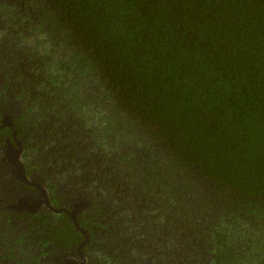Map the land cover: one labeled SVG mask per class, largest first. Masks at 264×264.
Wrapping results in <instances>:
<instances>
[{
    "label": "trees",
    "instance_id": "16d2710c",
    "mask_svg": "<svg viewBox=\"0 0 264 264\" xmlns=\"http://www.w3.org/2000/svg\"><path fill=\"white\" fill-rule=\"evenodd\" d=\"M10 109L26 174L87 202L94 264H264V0H0ZM6 170L0 264L84 240L9 211Z\"/></svg>",
    "mask_w": 264,
    "mask_h": 264
},
{
    "label": "flooded vegetation",
    "instance_id": "af4514ba",
    "mask_svg": "<svg viewBox=\"0 0 264 264\" xmlns=\"http://www.w3.org/2000/svg\"><path fill=\"white\" fill-rule=\"evenodd\" d=\"M12 112H13L12 109H10L9 111H4V110L1 111V113H0L1 114L0 115V126H1V123H2L4 118L10 117L12 120L14 119L13 116L11 115ZM5 127L12 130V133H11V137L10 138L7 137V139L5 140L4 146L0 147V167L5 168V170L7 169L6 173L10 174V179L7 180V183L11 184L10 185L11 190H9L7 188L8 187V184H7V186H6L7 190L6 191H7V193L11 192L13 199H15L11 204L8 205L7 209L9 211H11L12 213H18V215H22V216H27L28 214H30L32 216L33 215L37 216V215H40V214H43V213L50 211L54 215H62V214L67 215L69 217V219L72 221L69 214L72 212L74 204L78 203L82 200L83 201H85V200L80 199V200H76L73 202L71 201V203H68V201H70V200H66L65 202L63 200L54 201V198L49 196L47 190L43 187V185L37 179L36 175L32 176V175L26 174L27 179L29 181L39 185L41 188H43L46 191L47 198L49 199V204L52 207H54L55 209H66V212H63V211L60 213L53 212L52 209L50 208V205L46 204V202H45L46 199L42 197L43 196L42 190H40L39 188H37L35 186L27 185V184L23 183L22 181L18 180L14 176V174H13L14 168L8 162L7 158L5 157L7 146L9 145V143H11V145H13L16 148L21 147L20 160L25 165L24 158H23L24 148H23L21 140L17 137L16 133H15V137H13L14 124L12 123L11 126H5ZM24 199H26L28 201V205L24 204ZM32 203H40L39 209L37 210L36 213H32L29 210ZM88 205H89V203H88ZM86 208L81 210V212L86 210ZM79 214H77V216ZM77 216H76V219H77ZM82 235L84 236V240L80 241L77 245L72 247L69 252L65 251L61 254L53 255V253L50 252L49 249L43 248V252L45 251V253H46L45 257L46 256L47 257L46 258L43 257L42 261H47V264H74V263H76V264H94V261H96V259L94 258L95 254L93 252V249L89 246H86L89 243V239H90L89 235H86V231H85V234H82ZM86 236H88L87 240H86Z\"/></svg>",
    "mask_w": 264,
    "mask_h": 264
},
{
    "label": "water",
    "instance_id": "95a60500",
    "mask_svg": "<svg viewBox=\"0 0 264 264\" xmlns=\"http://www.w3.org/2000/svg\"><path fill=\"white\" fill-rule=\"evenodd\" d=\"M13 123V120L9 117H6L3 119L2 123H1V126L0 128L2 127H5V126H11V124ZM15 131H14V134H13V137H15ZM18 143V142H17ZM20 154H21V147L19 148H16L14 147L13 145H11V143H9V145L7 146V150H6V155L5 157L7 158L8 162L13 166V174L14 176L22 181L23 183L27 184V185H32V186H35L37 188H39L40 190H42V193H43V198H45V202L47 205H50L49 204V199L47 198V193L46 191L41 188L39 185L29 181L27 179V176H26V172H25V165L24 163L20 160ZM24 204L25 205H28V201L26 199H24ZM39 204L40 203H32L31 204V207H30V212L32 213H36L37 210L39 209ZM87 206V202L86 201H80L78 203H75L74 206H73V210L72 212L69 214V216L71 217L74 225H75V228L77 230H79L82 234H85V231L80 228L76 222V216L77 214H79L81 212V210H83L85 207ZM50 208L52 209L53 212L55 213H60V212H66V209H55L54 207H52L50 205ZM88 239V236H86V240ZM76 264V263H74Z\"/></svg>",
    "mask_w": 264,
    "mask_h": 264
}]
</instances>
